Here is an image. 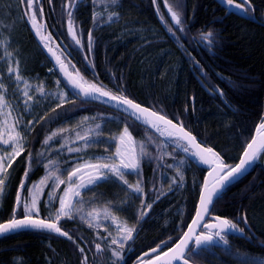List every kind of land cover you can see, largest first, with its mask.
<instances>
[{"label": "trees", "instance_id": "16d2710c", "mask_svg": "<svg viewBox=\"0 0 264 264\" xmlns=\"http://www.w3.org/2000/svg\"><path fill=\"white\" fill-rule=\"evenodd\" d=\"M35 1L29 7L26 0H18L23 17L19 23L7 8V0H0V28L15 38L13 49L19 51L23 73L48 80L54 87L53 79L61 78L57 72L47 73L52 64L24 17L23 5L41 22ZM169 6L180 15L183 31L172 19ZM251 6L254 10L240 16L228 14L220 0H43L48 34L66 46L63 55L87 83L124 94L182 123L231 166L239 162L264 117V0H251ZM69 10L75 39L69 30ZM207 32L214 34L211 44L202 37ZM69 93L70 101L53 104L37 122L25 151L8 168L0 194V223L13 218L23 182L22 200L44 175L48 161L67 167L77 157L83 160L101 154L100 142L94 144V137H86L104 128L105 122L117 121L137 141L146 142L150 151L141 161L144 192L139 214L130 221L136 230L117 264H135L143 251L157 245L164 250L172 247L196 212L206 169L196 166L171 141L130 118ZM87 115L90 121L59 131L63 124ZM93 189L109 197L115 191L105 182ZM221 197L211 214L235 223L246 217V234L251 239L233 238L228 241L230 249H191L188 259L194 264H264V152L250 173ZM23 211L21 204L17 215ZM39 216L50 219L44 206ZM58 221L71 239L45 230L4 236L0 238V264H113L108 257L114 244L105 231L78 215L61 216Z\"/></svg>", "mask_w": 264, "mask_h": 264}, {"label": "rangeland", "instance_id": "374dc122", "mask_svg": "<svg viewBox=\"0 0 264 264\" xmlns=\"http://www.w3.org/2000/svg\"><path fill=\"white\" fill-rule=\"evenodd\" d=\"M17 2L18 0H7V8L13 12L19 23H23ZM14 41L15 38L10 32L0 28V96H3L5 100V106L0 108V141L8 139L10 135L14 137L17 133L20 136L19 142L15 145L0 142V157L4 158L6 171L9 168L7 163H12L17 158L15 156L11 161L8 160L13 147L19 150L20 154L24 152L28 144V136L37 122L53 104H56L54 106H61L71 99L67 89L60 86V83L55 80H53L54 83L56 82L55 87H50V81L41 80L37 76H26L23 73L19 51L13 49ZM10 67L18 70L19 80L14 74L7 71ZM40 88L43 89L42 92L39 90ZM24 92H27V96L24 95ZM91 119L92 117L87 115L72 120L63 124L59 131H65L74 125L88 122ZM111 124H115L117 127L114 128ZM125 126V124L117 121L105 122L104 128L102 126L94 129L93 133L86 137H94V144L100 142L103 149L101 154L83 160V157H77V160L75 158L76 163L67 167L61 165L60 161H48L44 175L30 186L24 199V202H27L31 207V201L35 196V209L30 214L39 216L41 208L44 206L48 217L51 219H55V214L60 208L61 198H64L66 203L70 202L75 209L72 215H78L88 224L105 231L110 236V242L113 240L120 242L109 248L110 256L108 259L113 264H117L121 259L127 242L123 239L122 229L132 227L130 221L139 214V200L144 192L141 161L150 154L146 142L137 141L128 127L132 139L130 141L126 136L124 143H120L119 137L123 134ZM118 127L120 130H117ZM87 141L91 143V141ZM117 147L121 149L126 162L132 156L140 160L139 173L125 169L124 179L133 185L140 181L142 193L132 191L115 175L111 174H107L108 178L99 182L111 184L115 188L111 197L93 189L99 183L80 188V184H87L89 176L98 174L97 169L91 166L120 163V158L115 155ZM73 151L79 153L78 150ZM76 169H79V173L69 180V174ZM5 174L0 175V178L4 179ZM49 176L50 178L45 179ZM42 180L44 183H41ZM60 180L64 183H58ZM76 191L79 192L78 196L73 194ZM66 192L67 196H65ZM106 212L111 215H106ZM89 213H93V215H89ZM24 214L25 210L22 215L24 216ZM120 244H123L124 247L121 248ZM116 251L121 253L120 257L114 254Z\"/></svg>", "mask_w": 264, "mask_h": 264}, {"label": "snow or ice", "instance_id": "6c2138e0", "mask_svg": "<svg viewBox=\"0 0 264 264\" xmlns=\"http://www.w3.org/2000/svg\"><path fill=\"white\" fill-rule=\"evenodd\" d=\"M25 0H21V3H24ZM29 7L32 6L34 0H26ZM226 2L229 5H233L236 7H240L244 10H248L252 8L251 6V0H244L241 4H234V0H226ZM165 3H167V0H165ZM247 6V7H246ZM71 7V5L69 6ZM254 10V9H252ZM169 13L171 14L172 19L174 20L176 25H180V31H183V25L181 21L180 15L173 11L172 8L169 6L168 8ZM42 12V8H41ZM31 19L33 22V26L36 27L37 32H39V27H37L35 22V12L33 11L31 13ZM111 19V17H109ZM69 30L72 32L73 37L75 39L76 33L75 30L72 27L71 22V10H69ZM171 31V29H169ZM212 32H207L205 34H202V37L204 40L208 41L210 44L212 43L213 38ZM42 40H46L47 37L41 35L40 37ZM91 33H89V45H91ZM76 43L79 44L80 41L77 39ZM47 46V45H46ZM49 51L52 52L53 50L49 48ZM55 55V53H53ZM57 60H60V57L57 56ZM61 67L63 65L61 64ZM10 74H14L16 79L19 80L20 76L18 74L17 69L8 68L7 70ZM71 84L73 88L78 90V94H83L84 96L91 97L93 95H99L103 97H107L111 99L112 101H115L117 104H122L127 106L130 110L134 111L138 115L143 114H150L153 117H156V119L161 122L165 126H171L173 129H177L180 133L179 139L184 140L187 142L188 145H190L192 148H195L197 151L193 153L195 156H199L200 159L205 163H210L214 165L213 171L209 173V176L212 177V180H205L203 184V192L200 195V210L196 212L195 218L192 220V223L188 225L187 232L183 233L182 237L180 238L179 242L175 244L174 247L168 248L166 252H163V259L160 255H157L155 258V261L148 260L146 264H189V259H186L185 257L188 256L191 258L190 253V245L194 243L195 248L199 249L203 245L212 243L215 239L219 238L221 241H223L225 244L228 243V241L225 239V235L223 233H226L229 229H237V225L232 223L227 218H222L220 216L214 217V221H217L218 223H212V224H204L203 227L206 229H213L214 231L210 232H201L199 234L196 233L195 229L201 227V221H203L204 217L209 214L210 207L221 197V193L223 192L224 188L227 186L228 183H230L236 176L241 174L246 167L254 161L258 154L261 152H264V135H261L260 139H252L250 143L247 144L246 150L243 152V157L240 159L239 163L235 166L228 165L226 163H222L220 154L215 152L211 148H205L202 147L200 144L196 142V137L193 136L190 132H187L183 126L182 123L179 125L173 124L171 120H168L166 117L158 115L155 112H151L148 108H143L140 104L135 103L133 100L127 98V97H117L116 95H112L111 93L104 91L101 87H98L96 85H90L88 88H83L82 85L75 80L71 81ZM41 92L43 91L42 88L39 89ZM219 91V90H217ZM221 95H223L222 92H220ZM24 95L27 96V92H24ZM30 99V97H29ZM5 106V100L3 96H0V108ZM153 127H156L159 131V126L155 123L152 125ZM262 130H264V122H262L259 125V128L257 129V132L260 133ZM14 131V129H13ZM55 135V133H53ZM168 135H173L172 132H168ZM128 137V139L131 141L132 137L130 133L128 132L127 126L123 129V134L119 137L120 143L123 144L125 137ZM20 136L19 133L16 134V136H9L8 139H3V144H17L19 142ZM50 139V138H49ZM185 152L189 151V147L184 148ZM20 155V151L17 150L15 147L12 149V153L8 156V160L11 161L14 159L15 156ZM115 155L120 158L119 164H102V165H93L91 167L97 169L98 174L94 176H89L87 184H80V188L87 187L88 185L99 183L102 180H106L108 178L107 174L115 175L122 183L127 185L128 188H130L132 191L137 193H142V188L140 186V181H137L135 185L129 184L127 180L124 179V170L128 169L130 171H136L137 174L139 173L140 168V160L137 159L135 156H132L127 162L124 159V155L121 153V149L117 147ZM220 162V163H218ZM7 167H11V163H7ZM6 173V167H5V161L3 157H0V175H3ZM79 173V169H76L75 171L71 172L69 174V180L72 179V177L77 176ZM27 175V173L25 174ZM51 176V174H50ZM46 177L45 179L50 178ZM183 177H181L182 179ZM41 183H44V180L41 181ZM58 183H64V181L60 180ZM23 183L21 184V188H23ZM4 190V179L0 178V193H2ZM75 196L79 195V192L76 191L73 193ZM65 196H67V192L65 193ZM17 207H21V198L17 196L16 200ZM36 204L35 196H33V199L31 201V207H29L27 202L23 203V208L25 210V214L23 218H12L7 221V223H0V234L7 233L10 231H14L17 229H23V228H35V229H46L49 231H54L58 234H61L69 239L71 237L69 236L68 232L62 231L60 227H58L57 223L46 221L43 219H34L33 216L30 214L34 211ZM147 208H150L151 205H147ZM75 209L73 208L72 204L66 203L64 198L60 199V208L57 210L55 214V219L59 220L61 216L71 218L72 213ZM146 214V213H145ZM89 215H93V213H89ZM106 215H111L110 213L106 212ZM115 219V217H112ZM243 219L246 222V217H243ZM135 226L132 227H125L122 229L123 232V239L124 241L131 240L133 238V232H135ZM239 231L243 232V229H238ZM113 244L120 243L118 240H113ZM163 244H166L167 242H162ZM120 247L123 248L124 245L120 244ZM160 245H157V248H159ZM97 250H100V245H96ZM157 248H153L151 251L155 253L157 251ZM81 252H83V249H80ZM117 257L121 256V253L119 251H116L114 253ZM87 257H85V260Z\"/></svg>", "mask_w": 264, "mask_h": 264}, {"label": "water", "instance_id": "95a60500", "mask_svg": "<svg viewBox=\"0 0 264 264\" xmlns=\"http://www.w3.org/2000/svg\"><path fill=\"white\" fill-rule=\"evenodd\" d=\"M228 8V7H227ZM229 11H228V14L229 13H232V12H235L239 15H244L242 13V9L239 7V10L238 9H231V8H228ZM26 17H27V23H28V26L30 28V30L33 32V34L35 35L39 45H40V48L42 49V51L44 52V54L46 55V57L49 59V61L51 62L52 66L54 67V69L56 70V72L59 74L60 78L63 80V82L68 86V88L73 92V94L77 97V98H81L87 102H92V103H97V104H100L104 107H107L109 109H112L114 111H117L127 117H129L130 119H132L133 121L137 122L138 124H140L141 126L147 128V129H150L152 130L154 133L158 134L159 136H161L162 138H164L165 140L167 141H171L172 144L178 148L187 158H189L196 166L198 167H202L204 169H206V175L204 177V180H203V183H202V186H201V190H200V195L201 193L203 192V184H204V181L205 180H209L211 181L212 180V177L209 176V173L213 171V167L214 165L210 164V163H205L203 162L199 156H195L193 155V153L195 151H197L195 148H192L190 145L187 144L186 141L184 140H181L179 139V131H178V128L177 129H173L171 128V126H165L163 125L161 122H159L156 117H153L151 116L150 114H143L142 116L141 115H138L136 114L134 111L130 110L127 106L125 105H122V104H117L115 101H112L111 99L107 98V97H103V96H99V95H93L91 97H88V96H84L83 94H78V90L73 88L72 84H71V81L72 80H75V81H78L83 88H88L90 85H94V84H91V83H87L83 77L81 76V74L77 71H74L71 69L70 65L65 61V59L62 57V55H60V53L58 52L57 50V45L55 43H53L50 39V37L48 35H46V32H45V28H43V26L40 25V23L38 22V20L35 18V22H36V25L37 27H39V32H37V29L36 27L33 26V22H32V19H31V16H27L26 14ZM41 35L47 37L46 40H42L40 37ZM47 45V46H46ZM49 48H51L53 51L50 52L49 51ZM55 53V55L53 54ZM57 56L60 57V60L58 61L57 60ZM61 64L63 65V67H61ZM103 89V88H102ZM104 91H107L105 89H103ZM108 92V91H107ZM111 93V92H109ZM112 95H116L117 97H127L125 96L124 94H114V93H111ZM129 98V97H127ZM131 99V98H129ZM132 100V99H131ZM134 101V100H133ZM135 103L137 104H140L143 108H148L151 110V112H155L157 113L158 115H161V116H164L160 113H158L157 111H155L154 109L148 107V106H145L141 103H138L136 101H134ZM166 117V116H164ZM167 118V117H166ZM168 120H171L173 122V124H176L179 125L181 123L179 122H175L173 121L172 119L170 118H167ZM264 122V117L263 119L259 122V124L257 125L256 129H255V132L251 138L252 139H257L259 140L261 135H264V130H262L260 133L257 132V129L259 128V125ZM153 123L157 124L159 126V131L157 130L156 127H153ZM183 126V124H182ZM183 128L187 131V132H190L188 129H186L184 126ZM168 132H172L173 135L169 136L168 135ZM193 136H195L192 132H190ZM250 140V142H251ZM196 142L198 144H200L202 147H205L203 146L196 138ZM249 142V143H250ZM247 146V145H246ZM185 147H189V151L188 152H185L184 151V148ZM205 148H208V147H205ZM212 149V148H211ZM214 150V149H213ZM246 150V147L244 149V151ZM215 151V150H214ZM243 151V152H244ZM216 152V151H215ZM263 152L259 153L258 154V157L252 161L247 167L246 169L241 173L239 174L238 176H236L230 183L227 184V186L224 188L223 192L221 193V195L232 185H234L235 183L239 182L241 179H243L245 176H247L250 171L252 170L253 166L255 165V163L257 162V160L259 159L260 155L262 154ZM221 157V161L222 163H226L225 159L220 155ZM243 157V153L241 155V158ZM240 158V159H241ZM240 161V160H239ZM218 162V163H220ZM239 163V162H238ZM237 163V164H238ZM227 164V163H226ZM236 165V164H235ZM233 165V166H235ZM23 185H24V182H23ZM21 191H22V188L20 187V190H19V193H18V196L20 198L21 197ZM200 195H199V199H198V203H197V207H196V212L198 210H200ZM215 204V203H214ZM214 204L210 207V211H209V214L206 215L203 219V221H201V227L199 228H196L195 231L197 234L203 232L202 230L205 229L207 231H204V232H210V231H214L213 229H206L203 227L204 224H212V223H218L217 221H214V217H216V215H211V211H212V208L214 206ZM18 207H17V204L15 205V210H14V215H13V218H18L17 217V212H18ZM196 212L192 218V220L195 218L196 216ZM23 218V217H22ZM34 219H42V218H37V217H33ZM222 218H225V217H222ZM210 219L211 222L207 223V220ZM43 220H46V221H49L47 219H43ZM192 220L190 221V223L188 225H190L192 223ZM51 221V220H50ZM51 222H54V223H57L58 227H59V222H55V221H51ZM4 223H7V222H4ZM245 224L248 226V221L246 219V222ZM26 230H45V231H49V230H46V229H35V228H23V229H17V230H14V231H10V232H7V233H3V234H0V238L4 237V236H7V235H10V234H13V233H16V232H20V231H26ZM188 230V226L186 228V230L184 231L187 232ZM63 231V230H62ZM59 236H63L61 234H58L54 231H51ZM224 234H235L237 236H244L245 233L244 232H241L237 229H229L226 233H223ZM182 237V236H181ZM180 239H178V241L176 243L179 242ZM175 243V244H176ZM175 244L172 246L174 247ZM226 245L223 241H221L219 238L215 239L212 243L210 244H206V245H203L201 248L199 249H202V248H207L209 246H224ZM190 249L193 247V250L196 252L198 251L199 249H196L195 248V245L194 243L191 244L190 246ZM157 248V247H156ZM153 249V248H152ZM148 250L144 253H142L138 258L137 260L135 261V264H146V262L148 260H153L155 261V258L157 255H160L163 259V252H166L167 250H164L163 251V246H160L159 248H157V251L155 253H153L151 250ZM186 259L187 256L185 257ZM189 264H194L192 261L189 260Z\"/></svg>", "mask_w": 264, "mask_h": 264}, {"label": "flooded vegetation", "instance_id": "af4514ba", "mask_svg": "<svg viewBox=\"0 0 264 264\" xmlns=\"http://www.w3.org/2000/svg\"><path fill=\"white\" fill-rule=\"evenodd\" d=\"M244 2V0H234V4H241V3H243ZM38 6V8H39V10L41 11V8H42V12H41V18H42V20H41V22H42V25H44V27H45V30H46V32H47V27H46V19H45V14H44V11H43V0H36L35 1V6ZM247 7V6H246ZM51 8H52V4H51ZM252 9V8H251ZM251 9H248V10H251ZM247 11V10H246ZM59 47H60V49L59 50H61V52L62 51H66L67 50V48H66V46L64 45V44H62V45H59ZM63 52V53H64ZM67 52V51H66ZM70 54V53H69ZM71 56H72V58H74V56H73V54H71ZM70 60V59H69ZM70 62H71V64L73 63L71 60H70ZM73 65V64H72ZM209 222V221H208ZM243 224H245L244 222H243V220H242V218H239L238 220H237V222H236V225H237V230L238 229H243L242 228V225ZM246 229H247V227L245 228V229H243V231L245 232V236L243 237V238H246V240L248 239V240H250L251 238V236L250 235H247L246 234ZM236 237H238V236H236V235H232V236H227L226 237V235H225V238H226V240L227 241H232V239L233 238H236ZM242 238V237H241ZM260 244V243H259ZM231 245V244H230ZM228 246L227 248L228 249H230V247L231 246ZM264 246V245H263ZM264 263V262H263Z\"/></svg>", "mask_w": 264, "mask_h": 264}, {"label": "bare ground", "instance_id": "6f19581e", "mask_svg": "<svg viewBox=\"0 0 264 264\" xmlns=\"http://www.w3.org/2000/svg\"><path fill=\"white\" fill-rule=\"evenodd\" d=\"M33 33V32H32ZM34 35V34H33ZM34 37H35V35H34ZM35 39H36V37H35ZM37 40V39H36ZM37 43H38V41H37ZM39 44V43H38ZM40 46V45H39ZM196 137V136H195ZM197 138V137H196ZM197 140L203 145V146H205V147H207L205 144H203L198 138H197ZM209 148V147H208ZM217 152V151H216ZM218 153V152H217ZM261 156V155H260ZM241 158V157H240ZM207 172V171H206ZM206 175V174H205ZM212 215V214H211ZM215 216V215H214ZM211 222V220L210 219H208L207 220V223H209V222ZM248 226H249V224H248ZM247 225H246V227H248ZM244 232V231H243ZM245 233V232H244ZM230 235V234H229ZM181 238V237H180ZM179 238V239H180Z\"/></svg>", "mask_w": 264, "mask_h": 264}]
</instances>
